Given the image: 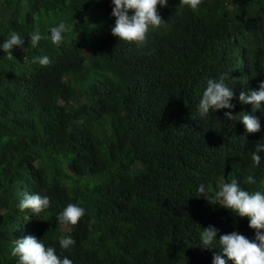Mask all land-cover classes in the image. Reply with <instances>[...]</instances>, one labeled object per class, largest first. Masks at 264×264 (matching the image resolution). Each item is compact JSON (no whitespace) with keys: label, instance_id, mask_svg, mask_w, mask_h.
I'll return each instance as SVG.
<instances>
[{"label":"trees","instance_id":"1","mask_svg":"<svg viewBox=\"0 0 264 264\" xmlns=\"http://www.w3.org/2000/svg\"><path fill=\"white\" fill-rule=\"evenodd\" d=\"M112 10L111 0H0V42L37 24L78 25L60 45L34 48L26 36L12 59L0 50V264H17L13 242L29 234L74 264H212L220 249L200 243L203 227L254 237L247 216L196 189L237 178L264 191V158L252 160L264 112L238 99L264 80V0L196 10L168 0L143 43L112 33ZM41 54L51 63L32 62ZM224 72L236 107L199 117L207 80ZM228 111L257 115L261 129L247 132ZM25 191L46 192L50 208L21 210ZM69 202L86 209L76 225L57 220ZM61 235L76 243L62 249Z\"/></svg>","mask_w":264,"mask_h":264},{"label":"clouds","instance_id":"2","mask_svg":"<svg viewBox=\"0 0 264 264\" xmlns=\"http://www.w3.org/2000/svg\"><path fill=\"white\" fill-rule=\"evenodd\" d=\"M111 2L112 15L116 17L111 28L112 33L122 40L137 43H143L149 31L164 22L158 11V5L162 7L168 5V0H111ZM180 2L196 10L202 0H180ZM73 27L74 25L67 19H61L58 23L50 25L48 31H42L38 24L27 35L11 30L7 38L0 42V50H3L7 58L12 59L15 47L24 48L26 36L29 44L34 48L39 46L41 40L49 39L54 45H60L65 40V34ZM32 62L48 65L51 63V58L45 54L36 55L32 57ZM229 79V73L224 72L218 78L212 77L207 80L198 105L199 117L206 118L211 111L217 109L236 107L233 102L236 94L234 88L228 83ZM238 99L241 103L251 102L253 113L257 109L264 112V103H262L264 102V80L260 81L258 88L240 91ZM225 116L229 120L242 121L247 132H256L261 129V120L257 115L240 112L237 116L232 111H228ZM261 153H264V143L257 142L252 152L255 166H259L264 158ZM247 182L255 183V180L249 177ZM196 191L198 194H203L212 204L222 205L240 217L247 216L249 227L255 229L252 238L239 230H233L223 233L217 239L219 228L212 224L203 227L199 234L200 243L204 247L220 249L214 254L212 264H228V261H232L233 264H264V231H261L264 229V191L244 188L237 178L229 182H220L215 191H211L206 183L201 182ZM51 203L52 198L46 192L25 191L18 206L21 210L30 209L33 213L41 214L50 208ZM85 213L86 209L81 204L69 202L56 213V216L60 223L76 225ZM75 243L72 235H61L59 238L62 249H70ZM11 253L18 257L17 264H74L67 255L58 254L54 245L46 244L44 239H39L32 234L16 238Z\"/></svg>","mask_w":264,"mask_h":264},{"label":"rangeland","instance_id":"3","mask_svg":"<svg viewBox=\"0 0 264 264\" xmlns=\"http://www.w3.org/2000/svg\"><path fill=\"white\" fill-rule=\"evenodd\" d=\"M88 14H89V15H88ZM90 16H91V13L83 14V16H82L78 21H84L83 19H85V18H87V17H90ZM94 16H95V15H94ZM94 16H93V17H94ZM77 27H78V25H77V26H74V28H75L76 30H77ZM91 179H92V180H90L89 182H90V183H93V182L95 181V178L91 176ZM84 181H85V180L81 179V180H80V183H84Z\"/></svg>","mask_w":264,"mask_h":264}]
</instances>
